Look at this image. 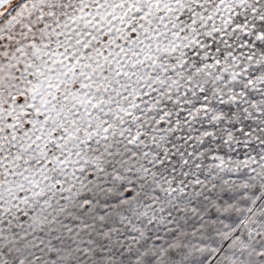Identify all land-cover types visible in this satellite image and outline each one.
I'll return each mask as SVG.
<instances>
[{
  "label": "snow or ice",
  "instance_id": "obj_1",
  "mask_svg": "<svg viewBox=\"0 0 264 264\" xmlns=\"http://www.w3.org/2000/svg\"><path fill=\"white\" fill-rule=\"evenodd\" d=\"M0 264H264V0H0Z\"/></svg>",
  "mask_w": 264,
  "mask_h": 264
}]
</instances>
